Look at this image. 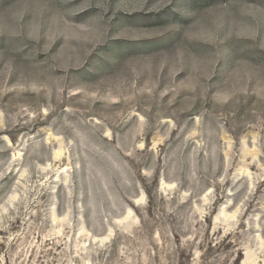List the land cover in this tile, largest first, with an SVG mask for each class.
Masks as SVG:
<instances>
[{"label": "rangeland", "instance_id": "374dc122", "mask_svg": "<svg viewBox=\"0 0 264 264\" xmlns=\"http://www.w3.org/2000/svg\"><path fill=\"white\" fill-rule=\"evenodd\" d=\"M0 264H264V0H0Z\"/></svg>", "mask_w": 264, "mask_h": 264}]
</instances>
